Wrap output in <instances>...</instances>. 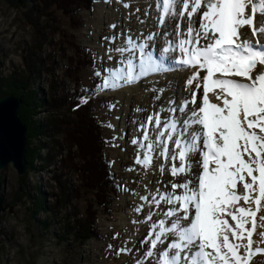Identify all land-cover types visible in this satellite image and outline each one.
I'll return each instance as SVG.
<instances>
[{
    "label": "rangeland",
    "instance_id": "374dc122",
    "mask_svg": "<svg viewBox=\"0 0 264 264\" xmlns=\"http://www.w3.org/2000/svg\"><path fill=\"white\" fill-rule=\"evenodd\" d=\"M99 1L92 0L90 7L85 5L81 10H78L76 14L78 26L74 29L71 27L74 25L72 15L65 16L60 11H54L52 14L54 22L51 25L56 28L54 30L56 32L49 35L50 37L42 48V56L48 55L49 58H52L53 67L51 64H47V61L45 62L47 66H50L52 72L43 70L38 78V84L39 88L46 92L47 83L51 79L55 96H59L61 93L68 95L74 91L77 96L80 95L79 105H83L82 101L87 100L85 104H87L88 113L95 117L99 125V137L102 138L104 144L102 160L116 192L112 194L111 191L110 193L108 187L105 195L106 204L94 205L92 209H89V212L95 211L91 229L98 233L97 237H91L82 244L74 243L68 237L58 238L61 232L63 212L56 215L51 223L48 222L46 228H42L40 221L47 218V215L36 214L33 216L28 210L30 205L26 199L16 201L18 199L17 188L20 183H26L27 187L31 186L33 189L39 187L44 194L45 206L51 207L58 192L54 178L57 177L61 182L67 180L70 190L74 191L77 188L79 194L77 198L69 200L66 212L76 213L80 219L84 218L83 216L88 210L87 204L93 203L91 201L92 194L83 187V182L74 171V168H77L78 163L81 162L77 156L75 144L67 142L63 133L53 132L49 128H43L41 132L30 135L27 149L31 168H26L21 176L16 174L10 164L0 170V195L3 207L0 212V264H155L153 258L144 259L150 241L143 245L141 241L148 236L151 225L164 218V212L172 206L162 202L157 208L154 203L149 205L141 200L142 189L146 188L147 173L152 172L153 175L150 182L148 181L152 188H147L146 194L149 195L150 200L152 194H156L157 199L159 195L173 191L176 194H181L183 190L180 188L173 190L172 184L185 183L193 180L199 174L198 169H191L190 172L173 176L171 174L173 161L159 155L162 147H157L153 152L149 167L145 168L142 164L136 163V158L139 156L142 159L143 153L146 151V148L141 147L139 143L143 140L145 130L149 133L150 141L154 140L157 134L154 121L150 123L148 117L156 113L161 115V108L164 106L160 105V96L157 99L154 92L151 93L143 108L129 103L126 111L127 116L123 120V128L121 131L118 130V126L114 122L118 102L116 92L122 89L125 84L121 81L116 88L104 89L102 87L103 75L97 77L95 73L106 70L110 66H116L120 71L126 69L127 62H124L123 55L114 50L121 47L123 32L128 33L126 27L131 22L126 25L120 17L122 20L119 23H109L102 15H98L97 4ZM193 1L191 0V2ZM178 9L184 13L187 10L183 9L182 4L178 5ZM103 10L106 11L103 8L101 14H103ZM169 17H171V12L167 15L168 20H170ZM175 18L173 15L172 20L169 21L168 25L171 27L161 28L162 32L164 31V36L159 39L160 48H158L160 50L167 46V41L178 43L180 37L182 38L185 33H182L181 19ZM128 19V17L125 19L126 22ZM177 25L180 27L178 28ZM169 32L172 35L174 33V37L167 39L165 34ZM179 33H182V36H179ZM32 35L31 27L22 19L20 11L8 6L4 0H0V77L6 78L11 74H16L19 78L26 76L22 58L27 53L24 48L31 43ZM110 49L113 51L110 52ZM76 53H79V57ZM153 53L154 55L158 54L155 51ZM109 55L112 56L111 60ZM179 55V51H176L175 56ZM201 78L202 76L197 79L199 83ZM192 84H194V80ZM197 90H189L188 95L181 94L184 95V99L189 101L192 100L193 93L196 95ZM200 97L196 96L195 106L193 105L196 110L201 106ZM71 108L73 109V107ZM49 114V109L37 108L31 115V119L37 124L46 120ZM51 115L71 123L69 126L72 125L73 116L67 106L51 111ZM164 120L162 117V123ZM162 123L161 127H163ZM133 139H136L138 143L133 144ZM163 139H167V137ZM168 147L170 157L174 143L169 141ZM68 152L71 154L69 160ZM245 158L247 159V157ZM189 162L192 163L193 160L190 159ZM176 163L178 165L179 161ZM161 165L164 167L163 172ZM1 187H3L2 192ZM164 188H166V192ZM239 189L242 191V185L239 186ZM90 191L92 192V190ZM99 199L103 198L99 197ZM240 204L247 206L243 201H240ZM141 205H143L142 210L137 212L136 209ZM252 207L255 208V205ZM153 209L156 210L155 214L151 216L150 220H146ZM261 216H264V208H261L257 213L258 227L252 237L254 241L253 254L249 264H264V252L257 251L258 246L264 243L261 242L262 238L259 235L264 232L262 223L264 221L260 220ZM134 218H137L136 222ZM224 218L229 221V224L234 225L235 222L230 216ZM128 219H133L134 227L130 228ZM246 227L251 228V223ZM258 229L260 232L256 233ZM171 239L173 237L170 236L169 241ZM166 246L167 242L165 245L158 246V250ZM124 248L129 251H121Z\"/></svg>",
    "mask_w": 264,
    "mask_h": 264
},
{
    "label": "snow or ice",
    "instance_id": "6c2138e0",
    "mask_svg": "<svg viewBox=\"0 0 264 264\" xmlns=\"http://www.w3.org/2000/svg\"><path fill=\"white\" fill-rule=\"evenodd\" d=\"M156 3L164 14L171 12L181 17L184 11L178 5L182 4L184 10L189 7V0H156ZM201 7L205 10L200 16L199 28L189 26L183 34L186 38L179 39L178 43L167 42L154 57L149 42L158 33L148 34L146 42L128 37L126 46L114 51L124 55L135 54L139 49L141 59L135 70L134 61L128 59L124 71L110 66L95 75H103L102 87L107 89L116 88L121 81L128 85L149 74L167 73L174 67L197 69L186 82L191 85L200 70L205 71L201 106L181 122L174 119L175 114L177 111L183 114L189 101L185 100L177 108L173 106V96L170 106L161 108V112L172 114L163 121V127L160 113L148 117L156 126L155 139L150 141L145 130L143 140L139 141L146 151L142 159L136 158V163L149 167L153 152L162 147L159 155L173 161V176L191 171V156L199 153L202 157V171L193 180L172 184L173 190H183L181 194L173 191L159 195L158 199L152 194L151 200L149 195L141 197L157 208L162 202L172 206L164 212V218L151 225L148 236L141 241L142 245L150 241L144 259L153 258L155 264H249L253 254L252 237L258 227L257 213L264 208V67H258L264 66V42L260 39L264 26L252 28L255 41L241 40L240 30L252 26L257 13L264 14V0H194L191 11L187 12L190 21ZM159 19L162 26L164 16ZM202 40L206 43L201 44ZM177 49L179 56H175ZM196 87L199 89L201 84L197 83ZM166 90L161 88L159 92L163 94ZM195 101L193 93L191 103ZM169 141L174 143L170 157ZM132 143L138 141L133 139ZM161 171H164L163 165ZM240 201L247 206H242ZM142 208L143 205L136 211ZM225 216H230L234 225ZM260 220L264 221V216ZM249 223L251 228L246 227ZM259 235L264 242V232ZM166 242L167 246L158 250Z\"/></svg>",
    "mask_w": 264,
    "mask_h": 264
},
{
    "label": "trees",
    "instance_id": "16d2710c",
    "mask_svg": "<svg viewBox=\"0 0 264 264\" xmlns=\"http://www.w3.org/2000/svg\"><path fill=\"white\" fill-rule=\"evenodd\" d=\"M8 6L20 11L22 19L31 27L33 32L31 43L24 48L27 52L22 60L25 66L26 76L20 78L16 74H11L6 78L0 77V97L11 95L20 98L21 104L17 110V116L26 128V147L24 159L26 168H31L29 154L27 149V141L30 135L41 132L44 129H51L53 132H61L67 142L75 144L77 147V156L80 163L77 168H74L76 175L79 176L83 187L87 188L92 194V204H87L88 210L84 214V218H78L76 213L67 211L71 198H77L79 192L75 188L71 191L68 181L61 182L57 177L54 178L58 187L57 196L54 199V204L51 207L45 206L43 197L39 187H27L26 183H20L18 186V199H26L29 203V212L31 215L36 214L47 215L40 221L42 228H46L52 222L56 215L62 213L63 221L61 222V232L58 238L68 237L72 242L82 244L91 237H97L98 233L91 229L94 218L92 209L94 205H105L106 190L109 187L110 193L114 191V184L110 181V174L102 160L103 141L99 137V125L93 115L88 113L87 104L79 105L78 100L80 95H76L74 91L65 95V93L55 96L53 93L52 80L47 83V90L43 92L39 88L38 78L42 71H50V66L53 65L52 58L42 56V48L50 37V34L55 33L56 28L51 25L54 22L52 14L55 10L62 12L65 16L72 15L74 25L72 29L77 28L76 14L83 6L90 7L92 0H4ZM87 7V8H88ZM74 15V16H73ZM62 37H64L62 35ZM79 57V53H76ZM53 67V66H52ZM52 72V70H51ZM46 81V79H45ZM34 84V86H32ZM69 107L71 112L72 125L62 119H57L51 115V111L59 110L61 107ZM70 107H73V109ZM37 108L43 110L49 109V117L43 122L37 124L31 119V115ZM68 109V108H67ZM69 126V127H68ZM42 128V129H41ZM98 144V145H97ZM68 160L70 153L68 152ZM64 163V162H63ZM26 170V169H25ZM112 189V190H111ZM92 190V192L90 191ZM99 197L103 199H99Z\"/></svg>",
    "mask_w": 264,
    "mask_h": 264
},
{
    "label": "bare ground",
    "instance_id": "6f19581e",
    "mask_svg": "<svg viewBox=\"0 0 264 264\" xmlns=\"http://www.w3.org/2000/svg\"><path fill=\"white\" fill-rule=\"evenodd\" d=\"M120 1L123 3V4L121 3L122 6L120 4ZM193 3L194 1L191 2V0H189V7L184 13L183 17L179 16L178 14L174 15V17H176L175 19L177 18L181 19L182 33L186 32L189 26L193 27L194 29L199 28L200 16L202 15V12L205 9L201 7L196 13L193 14L191 21H190L187 16V12L191 11V7ZM125 5H128V6L125 7ZM97 7H98V15H102L109 23H119L120 20L122 19L126 25L128 24V22H131V24L128 25L129 27L128 26L126 27V30L128 31L125 30L128 33L123 32V38H122L123 41L121 42V47L126 46V40L128 37H133L138 42H146L145 38L148 34L158 33V35L154 36L153 41L149 42L151 43V47L149 48V50L152 53L153 51L158 53L155 55L153 53L154 57L160 54L158 52V49L160 48L159 39L160 37L164 36L163 34L164 31L162 32L161 28L164 26L171 27L168 24H169V21L172 20L173 15L171 14V17H169L170 20H168L167 18L168 14H164L162 11V8L157 7L156 0H100L99 3L97 4ZM103 8L106 9V11L103 10V14H101L100 12H102ZM162 15L164 16V19H163V25L161 26L159 17ZM120 17H122V19H120ZM127 17L129 19L126 22L125 19ZM259 26H264V14L257 13L256 16L254 17V24L252 26H245L244 28L240 30L241 40L250 39V40L255 41L256 37H253L252 35V28L259 27ZM182 33L181 34L179 33V36H182ZM168 34L169 35L167 36V39L174 37V33L173 35L170 32ZM182 38H186V37L183 35ZM260 39H261V42H264V35H261ZM201 42H203L202 44H204V42L206 43V41H203V40ZM139 52H140L139 49H136L135 50L136 54L125 53L123 55L125 59L124 62H127L128 59H131L134 61V67H135V65L139 64L140 59H141V56L138 55ZM258 67H264V66H258ZM196 71L197 69L194 67H187V68L174 67L173 70L167 73H163L159 75L149 74L147 77L142 78L140 82H135V83H131V84L123 86L122 89L116 92L118 95V102H117V108L114 114V122L116 126H118V130L121 131L123 128V125H124L123 120L127 116L126 111L128 109V104L132 103L133 106H137L138 108H141V107L143 108V105L147 104V101L149 100V97L152 92H154L155 95L160 96L159 103L161 106H164V108H167L170 106L169 102L173 98V96L175 97L174 106L177 105V108H178L180 105H182L183 102L187 100V99H184V95L186 94L188 95L189 94L188 92L191 89L197 90L196 85L197 83H199L197 79L200 76L203 77V75L205 74L204 70H200V75L197 78L193 79L194 84L188 85L186 83L187 80L193 78V74ZM200 84H201V87L196 91V96H198V98L200 94H203L202 81L200 82ZM161 88H166L168 90L164 91L163 94H160V92L158 91ZM181 93H183L184 95L182 96ZM194 104H192L191 100H189L186 111L183 114L177 111L178 116L176 114V117L174 119H177L181 122L183 119L185 118L187 119V117L192 112L196 111V108L193 107ZM171 115L172 114L168 111L161 112V118L163 117V119L169 118ZM199 155L200 154L197 153L194 156L190 157V159L193 160L191 169L193 170L198 169L200 172L202 171V167H201L202 157L201 156L199 157ZM198 157L200 159L197 162L196 160L198 159ZM147 177L148 179L145 182L146 188L142 189L141 197L147 194L148 192L147 188H150V189L152 188V186H150L149 184L150 179L153 177L152 172L147 173ZM164 190L166 192V188H164ZM128 221H130V224L128 225L131 228V227H134L135 225L134 221L136 222L137 218H134V221L133 219H130V220L128 219ZM125 222H126V219H125ZM262 223L264 224V222ZM259 232L260 230L258 229L256 233H259ZM258 248L261 249V252H264V243L263 245L258 246Z\"/></svg>",
    "mask_w": 264,
    "mask_h": 264
},
{
    "label": "water",
    "instance_id": "95a60500",
    "mask_svg": "<svg viewBox=\"0 0 264 264\" xmlns=\"http://www.w3.org/2000/svg\"><path fill=\"white\" fill-rule=\"evenodd\" d=\"M20 104L18 97H0V170L10 164L18 176L23 175L26 169V128L17 116ZM2 210L0 195V212Z\"/></svg>",
    "mask_w": 264,
    "mask_h": 264
}]
</instances>
